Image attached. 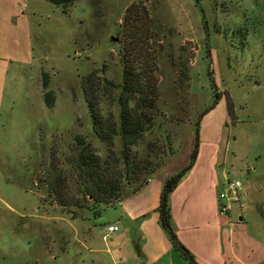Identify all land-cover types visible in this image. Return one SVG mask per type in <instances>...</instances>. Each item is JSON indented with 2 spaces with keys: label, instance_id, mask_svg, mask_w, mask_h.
Wrapping results in <instances>:
<instances>
[{
  "label": "rangeland",
  "instance_id": "374dc122",
  "mask_svg": "<svg viewBox=\"0 0 264 264\" xmlns=\"http://www.w3.org/2000/svg\"><path fill=\"white\" fill-rule=\"evenodd\" d=\"M132 4L148 9L163 49L162 115L135 151L171 144L157 178L193 164L177 194L193 191L194 221L178 227L172 210L178 240L199 264H264V0H200L204 15L194 0H76L65 11L47 0H0V264H115L113 238L104 239L112 210L65 209L42 179L53 144L66 153L78 133L106 157L82 81L96 72L122 84ZM104 109L119 112L108 98ZM231 179L245 197L226 214L218 199ZM156 264L192 262L173 248Z\"/></svg>",
  "mask_w": 264,
  "mask_h": 264
},
{
  "label": "trees",
  "instance_id": "16d2710c",
  "mask_svg": "<svg viewBox=\"0 0 264 264\" xmlns=\"http://www.w3.org/2000/svg\"><path fill=\"white\" fill-rule=\"evenodd\" d=\"M66 8L75 5L76 0H47ZM148 9L142 4H132L126 11L123 33L127 44L122 55L123 82L115 84L109 79L92 72L82 81L91 116L93 131L107 150L102 156L88 138L78 133L62 152L61 143L55 142L44 170L42 182L50 196L65 209L77 207L94 210L100 215L101 206L109 207L119 201L126 187L141 189L148 178L158 172L163 164L162 156L171 150V144L163 149L159 142H148L147 152L141 155L135 151L142 145L161 117L159 57L162 50L156 48L157 33L152 26ZM153 42V43H151ZM47 78V75H44ZM44 82L48 107L55 104L53 91H48L49 81ZM119 93L115 95V90ZM108 98L116 103L118 115L112 109H104ZM119 136L122 149L115 151V139ZM197 156V150L194 152ZM158 157V161H154ZM193 164L182 174L168 179L161 197L159 208L160 224L170 237L175 250L180 251L199 264L191 252L179 240L173 226L172 208L169 195L177 188L181 179L191 170Z\"/></svg>",
  "mask_w": 264,
  "mask_h": 264
},
{
  "label": "crops",
  "instance_id": "0c3cea01",
  "mask_svg": "<svg viewBox=\"0 0 264 264\" xmlns=\"http://www.w3.org/2000/svg\"><path fill=\"white\" fill-rule=\"evenodd\" d=\"M168 179L166 176L157 178V175H154L141 189L125 191L119 201L108 207L112 210L113 216V221L108 227L117 225L120 228L114 233L107 231L104 236V239L111 236L115 243V255L112 257L115 264H156L158 259L173 253L170 237L162 229L160 217H157L160 199ZM186 180L187 178H183L174 190L171 203L173 217L178 227L181 223L189 228L194 221L192 214L189 213L193 191L177 194V190L184 186ZM248 195L249 193H246V196ZM233 219L234 217L232 221ZM239 220L243 221L244 218L239 217ZM106 251L108 254L113 253L111 249Z\"/></svg>",
  "mask_w": 264,
  "mask_h": 264
},
{
  "label": "built area",
  "instance_id": "2783aa9c",
  "mask_svg": "<svg viewBox=\"0 0 264 264\" xmlns=\"http://www.w3.org/2000/svg\"><path fill=\"white\" fill-rule=\"evenodd\" d=\"M227 189L223 190L220 195L218 202L220 204L223 213L231 214L232 208L236 204H242L245 197L243 192V185L240 181L231 179L227 183ZM120 228L117 225L108 227V232H118Z\"/></svg>",
  "mask_w": 264,
  "mask_h": 264
},
{
  "label": "water",
  "instance_id": "95a60500",
  "mask_svg": "<svg viewBox=\"0 0 264 264\" xmlns=\"http://www.w3.org/2000/svg\"><path fill=\"white\" fill-rule=\"evenodd\" d=\"M194 1H195V3L198 5V7H199V9H200V11H201V13H202V15H204V14H205V13H204V10H203L202 7L200 6V0H194ZM205 24L208 26L207 21H205ZM209 37H210V34H209V32H207L208 43H209ZM112 40H113V41H117V39H114V38H112ZM202 117H203V116L200 117L199 122L201 121ZM240 220H242V219H240Z\"/></svg>",
  "mask_w": 264,
  "mask_h": 264
}]
</instances>
